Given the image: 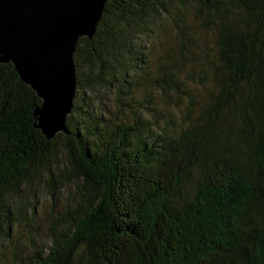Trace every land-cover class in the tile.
<instances>
[{
	"label": "trees",
	"instance_id": "obj_1",
	"mask_svg": "<svg viewBox=\"0 0 264 264\" xmlns=\"http://www.w3.org/2000/svg\"><path fill=\"white\" fill-rule=\"evenodd\" d=\"M190 7L215 32L198 75L214 88L178 126L156 112L154 85L190 99L188 114L199 100L166 63L152 76L149 42L170 26L181 40L171 57H194ZM73 60L68 132L51 138L37 127L42 99L0 63V243L58 147L85 197L26 264H264V0H108Z\"/></svg>",
	"mask_w": 264,
	"mask_h": 264
},
{
	"label": "water",
	"instance_id": "obj_2",
	"mask_svg": "<svg viewBox=\"0 0 264 264\" xmlns=\"http://www.w3.org/2000/svg\"><path fill=\"white\" fill-rule=\"evenodd\" d=\"M108 0H0V63L12 62L42 99L37 127L68 132L77 88L73 54L92 38Z\"/></svg>",
	"mask_w": 264,
	"mask_h": 264
},
{
	"label": "rangeland",
	"instance_id": "obj_3",
	"mask_svg": "<svg viewBox=\"0 0 264 264\" xmlns=\"http://www.w3.org/2000/svg\"><path fill=\"white\" fill-rule=\"evenodd\" d=\"M179 12L181 9H178ZM181 12L190 20L194 37L195 48H191L196 55L189 57H171L176 51L181 52V40L173 27L163 28L157 36H153L149 45L151 57L148 58L151 68H154L153 77H157V69L161 63H166L170 70L180 72L182 80L185 79L190 87V95L195 101L199 100V109L188 114L190 99L183 96L178 100L167 88L155 84L152 92V101L156 112L161 115H170L180 125L183 120L195 117L200 111V104L213 90V74H209L203 82L198 78L201 70L207 69L204 60L214 61V30L202 26L204 15L198 14L194 7L184 8ZM168 55V57H162ZM170 56V57H169ZM193 75L195 79L188 76ZM157 88V89H156ZM158 90H160L158 92ZM142 93L139 92L141 97ZM170 118V119H171ZM168 119V118H167ZM165 119V120H167ZM164 124V121H161ZM53 175L43 174L41 180L35 181L24 193L25 199L21 200L16 211L20 214L19 222L12 228L11 236L0 243V264H26L28 256L43 247L52 244L50 239L53 222L64 208L73 206L85 197L82 182L78 181L69 172V165L60 148L57 147L55 164L52 168Z\"/></svg>",
	"mask_w": 264,
	"mask_h": 264
}]
</instances>
